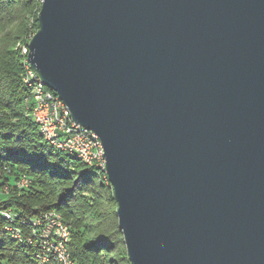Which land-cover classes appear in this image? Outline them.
<instances>
[{"label": "water", "instance_id": "95a60500", "mask_svg": "<svg viewBox=\"0 0 264 264\" xmlns=\"http://www.w3.org/2000/svg\"><path fill=\"white\" fill-rule=\"evenodd\" d=\"M28 63L94 132L132 264H264V0H44Z\"/></svg>", "mask_w": 264, "mask_h": 264}, {"label": "trees", "instance_id": "16d2710c", "mask_svg": "<svg viewBox=\"0 0 264 264\" xmlns=\"http://www.w3.org/2000/svg\"><path fill=\"white\" fill-rule=\"evenodd\" d=\"M40 10L37 0H0V264H39L40 249L27 238L33 221L51 211L69 226L77 264H132L105 170L53 147L30 115L20 45L38 31ZM23 178L29 185L19 188Z\"/></svg>", "mask_w": 264, "mask_h": 264}, {"label": "built area", "instance_id": "2783aa9c", "mask_svg": "<svg viewBox=\"0 0 264 264\" xmlns=\"http://www.w3.org/2000/svg\"><path fill=\"white\" fill-rule=\"evenodd\" d=\"M37 1L42 6L44 0ZM22 53L28 58L29 47L23 46ZM23 80L32 92L30 115L44 139L65 153L76 154L84 163L105 170V151L100 138L73 121L67 106L55 91L41 81L28 59ZM17 185L25 188L29 181L23 178ZM4 216L10 219L12 215L7 212ZM30 227L27 241L40 249L36 255L39 264H77L68 248L71 232L61 214L47 212L36 218ZM21 232L17 229L15 236L22 238Z\"/></svg>", "mask_w": 264, "mask_h": 264}, {"label": "rangeland", "instance_id": "374dc122", "mask_svg": "<svg viewBox=\"0 0 264 264\" xmlns=\"http://www.w3.org/2000/svg\"><path fill=\"white\" fill-rule=\"evenodd\" d=\"M30 41V40H29ZM20 47L22 48L23 46L22 45H20ZM59 214H61V213H59ZM61 216H62V214H61ZM63 217V216H62ZM63 219H64V217H63ZM71 241V240H70ZM122 246H124V245H122ZM125 249L127 250V248H126V245H125Z\"/></svg>", "mask_w": 264, "mask_h": 264}]
</instances>
